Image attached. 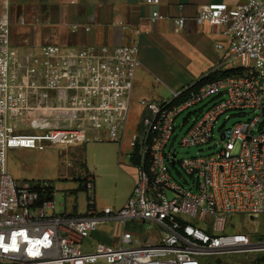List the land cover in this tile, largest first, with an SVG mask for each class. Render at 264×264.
<instances>
[{
    "label": "built area",
    "instance_id": "2783aa9c",
    "mask_svg": "<svg viewBox=\"0 0 264 264\" xmlns=\"http://www.w3.org/2000/svg\"><path fill=\"white\" fill-rule=\"evenodd\" d=\"M178 6L183 11L184 4ZM160 17L154 9L152 21ZM194 21L227 40L216 44L224 56L205 75L227 63L240 71L203 83L199 78L169 98H141L130 140L135 173L128 199L119 208L99 207L95 175L87 171L82 186L88 203L78 214L58 211L47 183L15 180L7 170L8 151L68 150L105 136L122 145L141 64L138 45L47 44L21 51L11 43L8 18H0V264H208L217 255L264 253L262 235L230 232L234 215H264V0L209 1L197 8ZM173 22V31L182 32L186 15ZM207 99L206 109L193 111L197 116L180 145L214 140L215 124L227 112L258 113L221 130L218 150L178 159L175 142L186 122L179 127L176 118ZM177 163L191 182L173 176ZM113 223L120 227L117 244L100 241L84 249L85 239ZM129 223L158 228L159 238L142 240Z\"/></svg>",
    "mask_w": 264,
    "mask_h": 264
},
{
    "label": "crops",
    "instance_id": "0c3cea01",
    "mask_svg": "<svg viewBox=\"0 0 264 264\" xmlns=\"http://www.w3.org/2000/svg\"><path fill=\"white\" fill-rule=\"evenodd\" d=\"M209 1L213 0H161L160 5L153 6L142 0H0V18H8L11 43L21 51L47 44L106 45L109 49L137 44L141 64L134 88L144 86V98L158 100L163 98L158 93L159 83L176 90L219 66L224 52L216 44L227 45V40L211 26L194 21L197 8ZM180 3L184 4L183 11ZM154 9L161 12L155 22L151 19ZM180 14L186 15L187 25L177 33L173 31V19ZM69 208L82 213L76 206ZM117 227L119 231L115 232L102 225L83 241L84 249L91 251L100 241L117 244ZM139 238L154 241L159 234Z\"/></svg>",
    "mask_w": 264,
    "mask_h": 264
},
{
    "label": "rangeland",
    "instance_id": "374dc122",
    "mask_svg": "<svg viewBox=\"0 0 264 264\" xmlns=\"http://www.w3.org/2000/svg\"><path fill=\"white\" fill-rule=\"evenodd\" d=\"M225 69L231 67L230 63L224 65ZM223 66V67H224ZM224 69V70H225ZM139 77V73L137 76ZM150 86H153L151 82ZM144 86L135 87L132 92L130 112L124 134V142L121 145L118 141L109 140L105 134L102 140L92 137L88 141L76 148L61 150L56 147H47L43 150L17 148L8 151L7 170L12 177L19 182L47 183L54 189L53 198L58 203L57 210L70 209L76 206L78 212L84 213L88 203V193L82 186L83 179L87 171L96 176L95 200L99 207H122L128 199L133 187L134 167L131 165L129 154L132 152L130 144L131 138L137 132V122L141 110L139 100L145 97ZM158 93L163 98L171 97V90L163 83L158 85ZM210 99L185 110L176 118L178 138L175 146L178 152V159L194 156L208 155L219 149L221 130L230 128L239 121H248L257 111L244 110L230 111L222 115L215 124L214 140L198 147H186L180 145V138L187 128L192 124L197 114L193 113L197 109H206L210 104ZM191 114V115H190ZM227 115L231 117L227 119ZM173 140V138H172ZM71 161L72 166H67ZM173 176L184 183V176L191 182V177L184 173L180 164L172 168ZM188 185V184H186ZM59 203H65L60 206ZM70 205V206H69ZM48 213L50 211L48 210ZM232 222L236 224V232L242 229L245 232H253L264 237V215L257 218H248L242 215H234ZM108 231L118 232L117 225L108 224ZM127 229L139 236H154L158 233V228L149 227L146 224L127 225ZM145 240V239H143ZM208 264H264V253H231L227 255H217L207 260Z\"/></svg>",
    "mask_w": 264,
    "mask_h": 264
},
{
    "label": "trees",
    "instance_id": "16d2710c",
    "mask_svg": "<svg viewBox=\"0 0 264 264\" xmlns=\"http://www.w3.org/2000/svg\"><path fill=\"white\" fill-rule=\"evenodd\" d=\"M240 71L239 68H229V69H221V70H217V71H214L208 75H204L200 78V83H203V82H207V81H211V80H214V79H217V78H220V77H225L227 75H230L232 73H238ZM48 190H49V193L51 192L52 190V186L50 184H48Z\"/></svg>",
    "mask_w": 264,
    "mask_h": 264
}]
</instances>
